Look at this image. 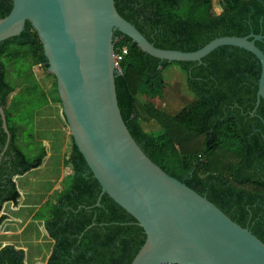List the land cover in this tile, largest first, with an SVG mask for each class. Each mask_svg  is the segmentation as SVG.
I'll list each match as a JSON object with an SVG mask.
<instances>
[{"label": "trees", "instance_id": "obj_1", "mask_svg": "<svg viewBox=\"0 0 264 264\" xmlns=\"http://www.w3.org/2000/svg\"><path fill=\"white\" fill-rule=\"evenodd\" d=\"M14 0H0V19ZM263 0H115L120 15L157 48L196 52L221 37L260 34ZM115 53L127 46L116 77L123 119L144 153L167 174L206 197L241 227L264 243V101L256 108L261 64L251 53L221 47L202 62H168L142 52L137 44L115 32ZM29 48V52L24 49ZM30 55L36 66L49 69L40 36L30 22L20 37L0 43V104L4 107L11 143L0 116V227L9 219L7 205L18 209L23 200L17 179L40 170L47 147L29 159L21 148L24 130L16 115L29 104L50 103L37 85L15 93L7 63L22 67ZM187 74L196 100L170 115L159 108L169 83L164 73L172 66ZM56 101L61 103L54 84ZM155 121L161 132L145 131ZM24 128V127H23ZM22 129V131L20 130ZM31 135L29 137H33ZM65 160L67 188L58 196L51 217L43 224L53 248L44 264H131L146 242L138 222L104 194L76 147ZM24 248L0 249V264H28Z\"/></svg>", "mask_w": 264, "mask_h": 264}, {"label": "water", "instance_id": "obj_2", "mask_svg": "<svg viewBox=\"0 0 264 264\" xmlns=\"http://www.w3.org/2000/svg\"><path fill=\"white\" fill-rule=\"evenodd\" d=\"M30 22L57 81L63 114L76 147L104 194L144 229L146 242L131 264H264V243L216 205L167 174L144 153L120 110L115 62L119 31L147 55L168 62H202L221 47L253 54L262 72L257 107L264 101V37H221L199 51L157 48L124 19L115 0H14L0 19V43L20 37ZM0 116L11 143L4 107Z\"/></svg>", "mask_w": 264, "mask_h": 264}, {"label": "rangeland", "instance_id": "obj_3", "mask_svg": "<svg viewBox=\"0 0 264 264\" xmlns=\"http://www.w3.org/2000/svg\"><path fill=\"white\" fill-rule=\"evenodd\" d=\"M24 50L30 51L29 48ZM24 60L21 68L12 62L7 63L8 79L15 87V93L20 94L37 85L48 97L50 106L45 105L36 113L38 108L27 104L16 115L25 137L20 144L31 160L39 155L42 145L46 146L48 159L40 170L17 179L23 200L18 209L11 205L5 208L9 219L0 227V249L6 245L24 248L28 264H44L51 254L53 241L46 235L43 224L51 217L58 196L68 186L64 160L72 151L73 141L62 104L56 101L55 76L48 69L36 66L30 55ZM164 76L170 87L159 108L173 116L196 100V96L188 88L187 74L180 67H170ZM143 127L147 132H161L155 121L144 122ZM31 135L34 136L29 137Z\"/></svg>", "mask_w": 264, "mask_h": 264}, {"label": "flooded vegetation", "instance_id": "obj_4", "mask_svg": "<svg viewBox=\"0 0 264 264\" xmlns=\"http://www.w3.org/2000/svg\"><path fill=\"white\" fill-rule=\"evenodd\" d=\"M262 3H263V6H264V0L262 1ZM260 22H261V27H260V34H254V35H256V36H262V37H264V14L261 16V19H260ZM252 35V34H251ZM256 46L259 48V49H261L262 51H263V53H264V38L261 40V41H257L256 42ZM261 105V104H260ZM259 105V106H260ZM258 106V107H259ZM257 102H256V108H255V110H254V112L252 113V116L254 117V118H258L259 116L256 114V112H257ZM263 123H264V119H263Z\"/></svg>", "mask_w": 264, "mask_h": 264}, {"label": "built area", "instance_id": "obj_5", "mask_svg": "<svg viewBox=\"0 0 264 264\" xmlns=\"http://www.w3.org/2000/svg\"><path fill=\"white\" fill-rule=\"evenodd\" d=\"M128 51H129V48L127 46H124L123 48H121L119 50L118 53H115V56H114L115 62H118V63H116V68H117L118 74L122 73V69L120 67V62L123 59V57L128 54Z\"/></svg>", "mask_w": 264, "mask_h": 264}, {"label": "crops", "instance_id": "obj_6", "mask_svg": "<svg viewBox=\"0 0 264 264\" xmlns=\"http://www.w3.org/2000/svg\"><path fill=\"white\" fill-rule=\"evenodd\" d=\"M49 104H50V103H49ZM49 104H48V105H46V106H47V108L50 106ZM43 107H44V106H43ZM41 108H42V107H41ZM40 110H41V109H38V110H36V113H37L38 111H40ZM65 160H66V156H65ZM65 160H64V161H65Z\"/></svg>", "mask_w": 264, "mask_h": 264}]
</instances>
